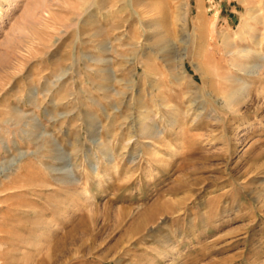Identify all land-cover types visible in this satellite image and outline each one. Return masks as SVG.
<instances>
[{
	"label": "rangeland",
	"instance_id": "374dc122",
	"mask_svg": "<svg viewBox=\"0 0 264 264\" xmlns=\"http://www.w3.org/2000/svg\"><path fill=\"white\" fill-rule=\"evenodd\" d=\"M0 231V264H264V0H0Z\"/></svg>",
	"mask_w": 264,
	"mask_h": 264
},
{
	"label": "bare ground",
	"instance_id": "6f19581e",
	"mask_svg": "<svg viewBox=\"0 0 264 264\" xmlns=\"http://www.w3.org/2000/svg\"><path fill=\"white\" fill-rule=\"evenodd\" d=\"M229 44V43H228ZM250 72V71H249ZM242 86V84H241ZM245 91V90H244ZM246 92V91H245ZM247 96V93L244 94L242 88H237L235 89L233 92H231L228 97L226 98L227 99V105L230 106V107H234L236 105H238L240 103V101L242 99H244L245 97ZM150 131L148 128H145L144 129V132H148ZM142 132V130H141ZM146 133H143L144 136L146 135ZM153 219V215L151 213H148L146 216H145V221H149V220H152ZM3 233V231H0ZM6 232V231H5ZM130 263V262H129Z\"/></svg>",
	"mask_w": 264,
	"mask_h": 264
}]
</instances>
